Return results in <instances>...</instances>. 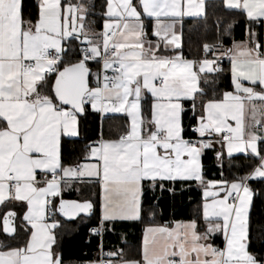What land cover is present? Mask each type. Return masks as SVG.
Returning a JSON list of instances; mask_svg holds the SVG:
<instances>
[{"label":"snow or ice","instance_id":"obj_1","mask_svg":"<svg viewBox=\"0 0 264 264\" xmlns=\"http://www.w3.org/2000/svg\"><path fill=\"white\" fill-rule=\"evenodd\" d=\"M223 6L246 15L247 38L230 48L206 43L205 58L194 60L183 55V21L204 15L205 0H105L100 31L92 0H35L31 9L0 0V205L26 208L19 228L15 211L3 214L17 246L0 242V264H63L57 213L73 220L97 206L92 197L63 198L75 183L97 189L100 227L91 231L100 234L110 223L142 221L146 185L176 181L203 189L202 216L148 226L140 258L117 250L98 264H264L250 251L249 183L264 180V0ZM225 57L233 90L217 96L207 77L225 71ZM89 108L124 113L127 124L66 163L62 140L81 136ZM186 117L194 121L188 138ZM215 144L256 162L245 175L208 180L202 157Z\"/></svg>","mask_w":264,"mask_h":264},{"label":"trees","instance_id":"obj_2","mask_svg":"<svg viewBox=\"0 0 264 264\" xmlns=\"http://www.w3.org/2000/svg\"><path fill=\"white\" fill-rule=\"evenodd\" d=\"M95 5L92 17L95 20L96 29H101L103 17L101 13L105 10V0H92ZM35 0H25V4L31 6ZM232 25L230 34L226 33L228 25ZM248 22L244 14L236 10H228L221 1H210L208 3V13L204 18L186 19L184 21L183 53L188 57H194L203 53L204 44L222 43L224 47H229L236 41L247 38ZM95 69V64H93ZM225 71L216 80L213 88L215 95L220 96L221 91L232 88L231 73L226 67ZM205 87V85H203ZM209 91V98L212 96ZM190 108V103L185 105ZM199 107V105H198ZM188 115H191L189 112ZM81 136L78 139H64L62 143V154L65 162L75 161L82 157L86 146L98 140L101 135L105 138L115 136L122 131L127 124L123 117H104L98 112L89 108L85 115L80 117ZM185 118L187 129L186 138L191 136V124ZM215 157L216 150L208 149L204 153L205 176L206 179H218L223 176L229 180L245 175L250 171L251 166L256 162L255 158L238 155L225 158L221 165L212 161L208 162V156ZM255 192L253 206L251 209V247L250 251L264 257V180H252L249 182ZM164 190L157 186L154 190L146 186L143 196L142 221L123 222L107 224L103 237L99 234L91 233V228L100 226V209L97 189L87 185L77 184L74 191L65 194L63 198L83 200L92 197L97 201V206L91 215H81L73 220L61 217L57 213V219L61 222V227L57 233V251L61 254L63 264H83L96 260L101 245L109 250L123 249L125 257L139 258L141 235L146 225L151 223L165 222L168 220H185L200 218L196 211V204L201 198L200 190L196 183L181 182L168 183ZM79 189V191L77 190ZM171 189V190H170ZM151 212L155 216L150 215ZM20 226V225H19ZM18 226V228H19ZM114 229V231H112ZM126 235L128 247L122 244V236ZM23 235V233H21ZM10 246H17L13 237H8L0 232V242ZM221 243H219L220 245Z\"/></svg>","mask_w":264,"mask_h":264},{"label":"crops","instance_id":"obj_3","mask_svg":"<svg viewBox=\"0 0 264 264\" xmlns=\"http://www.w3.org/2000/svg\"><path fill=\"white\" fill-rule=\"evenodd\" d=\"M210 1H221V2L223 3V0H205V5H206V7H205V14H204V15H201V16H199V17H186V18L184 19V21H185L186 19H197V18H204V17H206V15H207V13H208V3H209ZM245 16H246V15H245ZM184 21H183L182 34H181L182 50H183V48H184V44H185L184 36H183ZM102 27H103V23H102ZM102 27H101V29H96V27H95V29H96L97 31H100V30H102ZM178 31H180V26H179V25H178ZM258 31H259V33H260V38H261V40L264 41V26H260V27L258 28ZM238 42H239V41H238ZM231 46H232V44H231ZM231 46H229V47H225V48H230ZM183 55H184V53H183ZM184 56H185L186 58H188V59L200 60V59L205 58V53H204V51H203V53H201V55H197V56H194V57H188V56H186V55H184ZM208 58L211 59L212 56L209 55ZM224 60H227V61L225 62ZM220 63H221V65H223V67L226 65V67H227L228 69H230V61H229V59H228L227 57H225ZM220 75H221V74H219V75L212 74V75H209V76L207 77V79L214 80V81L216 82V80L218 79V77H219ZM201 86L204 87L203 84H202ZM230 90H233V86H232V88H231ZM230 90H225V91H230ZM223 92H224V90L221 91L220 94L222 95ZM221 95H220V96H221ZM198 105H199V101H198ZM102 116H104V117H123V118H125V119L127 120L126 114H124V113H112V112H109V113H103ZM232 123H233V125H234V122H232ZM64 139H78V138L64 137L63 140H64ZM63 140H62V143H63ZM214 149L216 150V154H217V152H222L223 155H222L221 158H217V155H215V157H212V156L209 155V156H208V159H209L208 162H209V163L212 162V161H214V162L218 163L219 165H221L222 162H223V160H224L225 158H231V157L238 156V155H244V156L252 157V156H250V154H245V153H234V154L230 157V156H228V154H227V150H226V148H223V149H222L220 144H215V145H214ZM206 150H208V149H206ZM206 150H205V151H206ZM204 153H205V152H204ZM203 156H204V155H203ZM252 158H254V157H252ZM202 163H203V165H204V171H205V162H204V158H203V157H202ZM204 173H205V172H204ZM40 178H41V177H39V175H38V179H40ZM219 179H221V178H218L217 180H219ZM208 180H211V179H208ZM181 182H190V181H176L175 183H181ZM168 183H171V184H172V182H165V185H167ZM191 183H194V182H191ZM77 184L79 185V183H75V184H73V187H72L71 189H66V190L63 192V196H64L65 194H68V193L74 191L75 186H76ZM173 184H174V183H173ZM146 186H147V185H146ZM165 187H166V186H164V188H165ZM196 187L200 190L201 198H200L199 202L196 204L195 209H196V211H198V213L200 214V217H201V216H202V204H203V189H202L201 187H199V186L197 185V183H196ZM159 188H160V187H159ZM251 188H252V187H251ZM252 189H253V188H252ZM160 190H161V188H160ZM254 197H255V192H253V201H254ZM142 199H143V198H142ZM8 210H14V211H16V213H17V215H18V217H19V219H17V227H18V226L20 225V220L22 219L23 212L26 211V208H20V207L10 206L9 209H5L2 205H0V232H1L3 235H5V236H7V235H6V234L4 233V231H3V214H4L6 211H8ZM250 214H251V213H250ZM188 220H191V219H185V220H168V221H165V222L151 223V224L146 225V226L144 227V229H145L146 227H148V226L163 225V224H165V223H168V224H170L171 226H174V223H175L176 221H188ZM123 222H134V221H117V222H115V223H123ZM110 224H113V223H110ZM99 227H100V226H99ZM144 229H143V232H142V235H141L140 256H139V258L142 256V246H143V233H144ZM104 231H105V230L102 231V235H100L101 237H103V235H104ZM112 231H114V229H113ZM8 237H9V236H8ZM1 242H2V241H1ZM121 242H122V244L125 245V247H126V246L128 247L127 244H129V243H125V242H127V239H126V235H125V234H123V236H122V241H121ZM221 242H222V236H220V235L218 234V235L216 236V238H215V244H216V245H219V243H221ZM2 243H4V242H2ZM220 245H221V244H220ZM102 249H106V248L103 247V244H102L101 247H100V250H102ZM100 250H99V251H100ZM106 250H108L109 252H110V251H117V250H122V251H123V249H121L120 247H119L117 250H109V249H106ZM96 257H97L96 260L88 261V262L83 263V264H98V262L100 261V258L98 257V255H97ZM126 257L129 258L128 256H126Z\"/></svg>","mask_w":264,"mask_h":264},{"label":"built area","instance_id":"obj_4","mask_svg":"<svg viewBox=\"0 0 264 264\" xmlns=\"http://www.w3.org/2000/svg\"><path fill=\"white\" fill-rule=\"evenodd\" d=\"M225 62L227 61V60H224ZM221 67H223V65H221ZM101 115H103V113H100ZM94 228H98V227H93V228H91V229H94ZM91 233H93L92 231H91ZM95 234V233H94ZM99 235H102V232L99 234ZM109 251L108 250H106V249H102V250H100L99 252H98V257L100 258V260L101 259H108V257H107V253H108Z\"/></svg>","mask_w":264,"mask_h":264},{"label":"water","instance_id":"obj_5","mask_svg":"<svg viewBox=\"0 0 264 264\" xmlns=\"http://www.w3.org/2000/svg\"><path fill=\"white\" fill-rule=\"evenodd\" d=\"M64 199H67V198H64ZM67 200H76V199H67ZM11 211H14V210H11ZM15 212H16V211H15ZM58 214H59V213H58ZM91 214H92V213H91ZM91 214H90V215H91ZM59 215H60V214H59ZM81 215H87V216H88L89 214H83V213H82V214H80V216H81ZM60 216H61V215H60ZM80 216H79V217H80ZM61 217H63V216H61ZM63 218H65V217H63ZM77 218H78V217H77ZM65 219H67V218H65ZM13 224H14V226H17V220H15V221L13 222ZM3 227H4V224H3ZM5 234H6V233H5ZM6 235L9 236V237H12V236H10V235H8V234H6Z\"/></svg>","mask_w":264,"mask_h":264}]
</instances>
